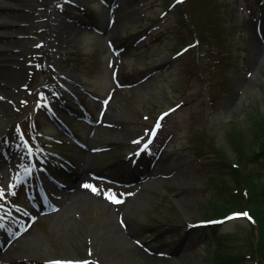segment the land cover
<instances>
[{"label": "rangeland", "instance_id": "1", "mask_svg": "<svg viewBox=\"0 0 264 264\" xmlns=\"http://www.w3.org/2000/svg\"><path fill=\"white\" fill-rule=\"evenodd\" d=\"M259 1L0 0V21L8 22L0 25V221L8 231L0 261L215 264L217 252L255 254L244 246L253 233L244 217L198 225L220 216L208 215L215 203L243 208L250 189L226 175L227 163L197 155L205 147L233 158L230 134L248 138L264 121ZM156 121V137L134 156ZM19 124L50 161L30 153ZM262 139L242 165L264 185ZM55 150L70 158L66 171L52 160L63 158ZM17 169L27 185L13 180ZM45 169L65 195L47 216L34 180L40 171L51 181ZM120 177L138 178L134 190L121 191ZM80 194L85 203L73 202Z\"/></svg>", "mask_w": 264, "mask_h": 264}, {"label": "trees", "instance_id": "2", "mask_svg": "<svg viewBox=\"0 0 264 264\" xmlns=\"http://www.w3.org/2000/svg\"><path fill=\"white\" fill-rule=\"evenodd\" d=\"M208 45L211 46V44ZM199 61H203V58H199ZM251 129L252 132L248 138L245 137V132L238 129H235V131L232 132L234 135L230 134L232 140L236 138V146L234 147L235 153L233 158L226 157L223 149H217L218 151H216L212 149H205V147H203L202 152L197 155L200 159H210L215 162H217L216 160H219L221 163H227L229 165L228 167L232 170H229L226 175H231L235 181V185L238 186H240L241 181L243 180L250 189L249 197L243 200V208L238 209V211L246 209L249 212L247 221L249 223L250 230H252L253 233L252 237H250L251 234H249L248 242L247 244H244V246L247 248L248 243H250L251 250H254L255 254L251 253L253 255L251 256L250 253L245 255H236L217 252L215 264H243L244 257L250 258V264H264V185H262L260 181L253 180L249 173H247L248 168L245 167L247 164L245 161L249 157H257L256 148H263L262 138L264 136V121L253 125V127H250V130ZM261 151L264 152V149ZM203 152L212 154L213 157L217 158L214 159L211 156L203 157ZM247 190L248 189H246V191ZM240 196L243 198L242 194ZM232 207L215 203V211L208 215L216 216L220 214V216H223L228 211H232Z\"/></svg>", "mask_w": 264, "mask_h": 264}, {"label": "bare ground", "instance_id": "3", "mask_svg": "<svg viewBox=\"0 0 264 264\" xmlns=\"http://www.w3.org/2000/svg\"><path fill=\"white\" fill-rule=\"evenodd\" d=\"M22 3H24V2H22ZM21 3V4H22ZM6 24H8V22L7 21H0V25H6ZM263 59L264 58H261V59H259V63H261L262 61H263ZM256 64H258V60H256ZM9 68H10V73H9V81H11L13 84L15 83V80H16V74H15V70H14V65L13 64H10V66H9ZM65 83H64V80H63V82L62 83H60V85L63 87V85H64ZM87 165V164H86ZM85 164H82V165H80L79 166V168H81V171L79 172V173H77L75 176H74V179H73V181L78 177V180H79V184L81 183V182H83L84 180H85V177H82V169H83V167H85L86 166ZM80 177V178H79ZM36 178L39 180L40 178H39V176L38 175H36ZM72 181V182H73ZM79 184L78 185H76L75 187H78L79 186ZM53 187V186H52ZM80 188V187H79ZM133 189V187L132 188H130V190H132ZM80 191H81V189H79ZM45 194V193H44ZM65 195L62 193H57V194H55L54 195V198H55V201L58 203V200L60 199V198H62V197H64ZM76 200H80V201H83L84 203H85V198H84V195L83 194H80L79 196H78V198L77 199H73V202H76ZM55 202V205L53 206V207H58V210L61 208L60 207V205H58L57 203ZM85 204H83V206H84ZM65 208H67V205L65 206ZM82 215V214H81ZM80 215V216H81ZM81 219H82V217L81 218H79V220L81 221ZM76 222V220H72V222ZM75 225H77V222H76V224ZM78 226V225H77ZM80 228V229H79ZM78 231H80V232H88V230H87V228H84V227H82V226H78ZM129 230V229H128ZM127 232H129V231H127ZM119 238L121 239V240H127V238H126V233H123V232H120L119 233ZM119 238H117V239H119ZM19 256V255H18ZM3 256H1V253H0V258H2ZM3 258H5V257H3ZM27 260L28 259V256H22V260ZM0 264H3V261H0Z\"/></svg>", "mask_w": 264, "mask_h": 264}, {"label": "snow or ice", "instance_id": "4", "mask_svg": "<svg viewBox=\"0 0 264 264\" xmlns=\"http://www.w3.org/2000/svg\"><path fill=\"white\" fill-rule=\"evenodd\" d=\"M178 2H179V0H178ZM157 126H159V125H157ZM85 187H88V185H85ZM94 191H95V189H93ZM115 202H121V201H115ZM245 216L247 215L246 213L244 214Z\"/></svg>", "mask_w": 264, "mask_h": 264}]
</instances>
